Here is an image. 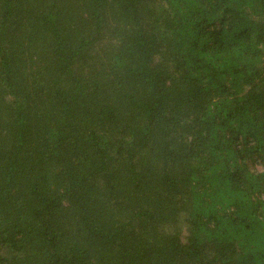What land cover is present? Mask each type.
Returning <instances> with one entry per match:
<instances>
[{"label":"trees","instance_id":"obj_1","mask_svg":"<svg viewBox=\"0 0 264 264\" xmlns=\"http://www.w3.org/2000/svg\"><path fill=\"white\" fill-rule=\"evenodd\" d=\"M0 264H264V0H0Z\"/></svg>","mask_w":264,"mask_h":264},{"label":"rangeland","instance_id":"obj_2","mask_svg":"<svg viewBox=\"0 0 264 264\" xmlns=\"http://www.w3.org/2000/svg\"><path fill=\"white\" fill-rule=\"evenodd\" d=\"M43 51H44V44L42 43L41 47L37 50V53L41 55Z\"/></svg>","mask_w":264,"mask_h":264}]
</instances>
